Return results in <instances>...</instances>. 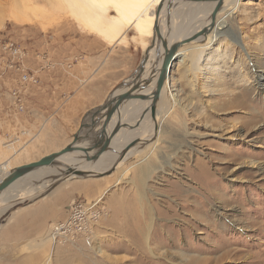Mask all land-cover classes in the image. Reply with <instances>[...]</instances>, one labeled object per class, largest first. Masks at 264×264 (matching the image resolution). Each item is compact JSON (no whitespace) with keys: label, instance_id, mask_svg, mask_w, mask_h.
Instances as JSON below:
<instances>
[{"label":"rangeland","instance_id":"1","mask_svg":"<svg viewBox=\"0 0 264 264\" xmlns=\"http://www.w3.org/2000/svg\"><path fill=\"white\" fill-rule=\"evenodd\" d=\"M187 5L194 8L195 4ZM188 7L174 18L177 30L180 26L186 30L179 40L196 25L194 17L190 20L183 14ZM238 7L217 13L216 27L206 40L200 42L198 37L180 48L170 68L167 107L159 118L155 139L145 151L127 158L116 170L113 165L92 171L106 170L104 174L65 178L57 170L56 176L42 179L48 183L40 191L8 202L0 223L16 209L47 201L54 204L57 221L48 222L47 235L39 236L29 251L37 257L51 225L68 218L71 210H81L78 205L95 204V210H103V218L92 222L87 236L82 235L80 226L72 237L62 235L54 244L49 239L51 253L47 249L35 264H264V0H242ZM164 28L167 32L166 25ZM82 33L106 39L90 27L79 26L62 0H0V165L8 162L11 166L4 169L12 171L58 152L88 121L76 114L71 120L46 121L40 129L7 122L8 117L24 112L29 101L26 87L40 85V81L37 85L21 84L18 76H37L42 61L48 64L49 54L58 63L64 62L60 61L62 54L79 51L67 49L64 43L79 44ZM215 33L219 38L202 49V57L208 61L198 62L206 69L197 71L187 52L191 47L202 48ZM236 37L243 52L232 43ZM215 46L224 49L218 56L211 55ZM154 51L149 52L153 70L147 77L157 67ZM246 57L255 64L248 63ZM138 66L114 93L125 92L135 82ZM255 76L262 79L255 82ZM17 99L22 100L23 111L15 107ZM142 104L136 105L139 110L134 113L129 110L125 114L121 109L120 123L129 119L130 125L136 123L139 128L150 112V105L143 108ZM115 116L109 127L116 123ZM101 124L98 122L92 135L99 132ZM148 127L140 131L150 137ZM124 128L128 133L132 130ZM21 130L28 131L31 138L20 141ZM148 137L130 142H144ZM119 149L112 152L116 158ZM23 179L27 186L42 182Z\"/></svg>","mask_w":264,"mask_h":264},{"label":"bare ground","instance_id":"2","mask_svg":"<svg viewBox=\"0 0 264 264\" xmlns=\"http://www.w3.org/2000/svg\"><path fill=\"white\" fill-rule=\"evenodd\" d=\"M62 1L66 4L70 14L75 18V20L78 22L79 26H84L86 28L90 27L91 29H94V31L102 34L106 39H110V40L116 39V37H119L121 35V33L126 32L128 29H133L136 33V36L141 38V39L145 36L147 37V35H149L150 33L154 34V32L152 31V28L154 26V23L156 22L155 21L156 20L155 11L158 7H160L161 12H160L159 18L157 20V22L159 24V28H160L159 31H160L163 39H165V37L167 36L166 39L168 41V44H173L174 42L179 41V37L182 36L183 31H186V30H184V28H182V26H180V29L177 30L178 29L177 27H179V24L177 26H175V24H174V20L176 19L175 17H177V15H179V13L181 12L183 7H188L187 4H195L194 8L189 6L186 9V12H183L184 15H186L187 17L189 16L190 20L194 17L193 20L196 21V25L193 27V29L191 31L189 30L190 32L188 34H185L186 37H189L191 35L196 34L201 29L202 25H204L203 27H205V23L210 20V17H209L210 12L214 8V6L218 3L219 0H211V1L204 3L201 6L199 5L201 3H190V2L176 1V0H62ZM241 1L242 0H223L222 5L220 7V11H225V10L234 11V10L239 8L238 5L240 4ZM178 3H181V6H177L176 4H178ZM175 22L177 23V21H175ZM165 25H166L167 30H168L167 32H165V28H164ZM219 36H220L219 33H217V34L215 33L213 36L210 37V39L208 40V43L204 44L202 48H199L198 46L191 47L190 51L187 52V56L191 61V65L194 68H196L197 71L201 72L202 70L206 69V68H201L198 66L199 61H201V60L208 61V57L205 59L202 57V54H203L202 49L208 48L209 45H211V43L214 40H217L219 38ZM203 38L204 37L201 36L200 42H202L204 40ZM173 39H176V40L173 41ZM194 41H191L189 44H192ZM142 42L145 43V40ZM232 43L235 46L239 47L241 49V51L243 52L244 48L238 42L237 37L232 39ZM157 46L158 47H154V48L152 46H150V48L148 47L147 48L148 50H146L147 60L143 65L144 72L142 73L141 77L138 80L136 79L134 82V84L139 82L138 89L135 91L134 94H141V95L149 96L150 94L153 95L155 93L156 82H157V78H158V70L160 69L161 60H162V56H163V50L159 47L158 43H157ZM155 48H156V51H154V55L152 58L155 59V55H156L157 67L153 71L154 73L153 72L151 73L152 76L147 77V76H149L148 72L150 73V70L151 71L153 70V69H151L153 66L151 67V63H150L151 61L149 60V59H151V56H149L150 55L149 52H150V50H152V49L154 50ZM160 50H162V52H160ZM180 50L181 49H178V54H180L179 53ZM223 51H224V49H222L221 47L215 46L212 48V52H211L212 54L211 55L212 56H218ZM212 59H215V58L212 57ZM247 60H248V63H251L253 65L255 64L254 60H250V58H247ZM206 65H208V64H205L203 66H206ZM254 68H255V66H254ZM169 73H170V71H169ZM245 77H247V76H245ZM148 78H151L150 84L146 85L145 81ZM256 79L258 81V80L262 79V77L261 76L260 77L255 76L253 81L257 82ZM168 80H169V74H168L167 80L165 81V83L163 85V88L160 91L159 99L155 105L154 114L151 115V99L148 101L134 100V101L130 102L129 104H127L123 107H120V109L116 113V116L114 115L116 117V123L113 124L112 127L107 126L106 127L107 130H105L106 134L109 135L110 132L112 131V129L116 125L119 126V129L116 132L115 136L111 139L110 146H109V147H111V150H108V151L102 153L95 161H92L90 163H86L84 160L80 159L83 156V154L78 153V152H72V153L64 154V155L58 157L56 159V162H59V163L66 165V166H69L70 168H77V171L79 172L80 175H84V174L95 175V174H101L102 172H105L106 170H108L113 165H114V168L116 170L117 167L121 164V162L125 161L127 158L133 157L137 153H139V155H140V152L142 153L143 151H145L148 148V146L152 145V142H150V141L152 138L155 139V134L157 132V128H158V126L160 127V124H158V121L164 112L163 109H166L167 104H168V100H169L168 93H170V92H168L165 95V92H167V89H168V87H167ZM127 90H129V88L126 89V91ZM119 93H116V94L114 93V95H117ZM135 102H142L143 108L147 105H150V106H148L149 108L147 109V111L150 110V112L148 114H146L148 117L146 119L143 118V120L141 119L142 121L140 120L142 122V124L139 126V128H137L136 123L134 124V126L132 124L130 125L129 122H127L126 124L120 123V110L124 109L125 114L129 110L131 111V113L136 112L138 107L136 105L133 106V104ZM135 104H137V103H135ZM128 107H130V108H128ZM142 111H143V109H142ZM125 114H124V116H125ZM113 119H114V117L112 118V120ZM145 120H146V122H145ZM126 121H129V119H126ZM147 126H149L148 129L151 131L150 137H148L149 135L144 133L142 130L140 131L141 128H144ZM124 127L130 128L132 130L128 133V131L123 130ZM149 130H148V132H149ZM143 136H144V138L148 137V139L144 142H143V140L142 141L138 140L139 142L137 141L136 144L131 149H129L127 151L125 157L120 162H118L117 161L119 159L118 157L124 152L125 148L128 146L127 144L130 142V140L134 139L135 137H138V139H140V138L143 139ZM89 143H90V141H88V142L83 141V142H80L78 144V146L89 148L87 155L92 156L96 151L94 149H92V144H89ZM143 143H144V145H145V143H148V144L139 150L138 149L139 145L143 144ZM118 148H121V150L119 149L120 152L118 153V156L116 158V155L112 152H115V150ZM148 155H149V153L147 154V156ZM88 164H89V166H88L89 168L85 169L84 167H86V165H88ZM4 167L11 169V166H9L8 162H5L4 164L2 163V165H0V181L10 172L9 171L10 169H4ZM102 167H108V168L106 170H103L102 172H92V171L98 170L99 168H102ZM144 168H145V166L141 167V169H140L141 176L139 179L141 181L144 178V172H143ZM57 170L61 171L59 173L60 176L65 175V169L61 168V167L59 169L56 167H54V168L39 167V168L35 169L34 171L26 174L25 176H23L20 179L28 177V179H30L32 182H35V181L38 182V181H42V179H44L45 177H47L50 174L51 175L58 174ZM72 177L73 176H71V178ZM50 178H52V177H50ZM18 180H16L14 183H12L7 189L0 192V214H2L5 211L8 202H10L11 200L14 201V200L22 199L25 195L35 193L39 189L44 188L46 186V184L48 183V181H47L48 179H47L45 181L46 183L44 181H42L39 186H32V184H31V186H29V185L27 186V184L24 183V182H26L24 179H23V183H19ZM147 230L148 231L150 230V226H147ZM148 231L144 235L145 243L147 242Z\"/></svg>","mask_w":264,"mask_h":264},{"label":"crops","instance_id":"3","mask_svg":"<svg viewBox=\"0 0 264 264\" xmlns=\"http://www.w3.org/2000/svg\"><path fill=\"white\" fill-rule=\"evenodd\" d=\"M138 38L133 29H128L125 35L112 42L95 33H82L79 44L64 43L67 49L79 51L62 54L63 60L60 61L64 62L59 63L49 54L48 64H43L42 61L37 68L40 85L26 87V98L29 101L26 102L24 112L16 117H8L7 122H18L24 128L40 129V125L46 121L57 118L71 120L76 114L82 118L99 108L114 94L113 90L118 84L128 81V76H132L136 66L140 65L147 55V48H150L153 42L157 43L151 33L142 39ZM144 40L145 43L142 42ZM24 74L26 73L21 76ZM18 77L20 82V76ZM135 103L133 106L137 105ZM9 111L13 112L12 109ZM54 207L52 201H47L38 206L16 209L0 223V264H11L10 260L15 264H35L47 249L51 253L52 245L48 242L49 239L46 241L49 247L44 243L45 247L40 248L38 257L29 254V251L32 243L37 242L39 236L46 234L48 222L58 217ZM20 242H26L22 251L25 250L29 258L22 254L23 258L22 255L19 256L18 262L14 257L19 250L2 253L10 244Z\"/></svg>","mask_w":264,"mask_h":264},{"label":"water","instance_id":"4","mask_svg":"<svg viewBox=\"0 0 264 264\" xmlns=\"http://www.w3.org/2000/svg\"><path fill=\"white\" fill-rule=\"evenodd\" d=\"M176 1H185L190 3H206L211 0H176ZM223 0H219L218 3L214 6L212 11L210 12V22L207 26L201 28L196 34L191 35L189 37H185L182 40H179L177 42H174L173 44H168L167 36L165 39L162 38L160 34V28L158 27V18L161 12V8L158 7L155 11V18L156 22L153 26V32L154 37L157 40V43L159 44V47L163 50V56L161 60L160 69L158 70V78L156 82V90L153 95H141V94H134L135 91L138 89L139 84H132L129 86V90L125 92H121L117 95L112 94L110 98L107 100L105 104L100 106L99 108L89 112L87 115H85V118H89L87 122H83L80 125L79 132L75 134L72 138V141L67 144L65 147H63L58 152H54L51 154H48L39 160L35 162H31L25 165H21L19 167H16L12 171H10L1 181H0V192L7 189L12 183H14L16 180L22 178L26 174L34 171L35 169L39 167H61L66 170L65 178H71V176H80L79 172L77 171V168H70L69 166L63 165L59 162H56V159L64 154L72 153V152H78L83 154V156L80 158L84 160L86 163H90L92 161H95L102 153L110 150V142L111 139L115 136L116 132L119 129V126L116 125L109 135L106 134V127L111 122L112 118L120 107H123L130 102L134 100H140V101H148L151 99V115L154 114L155 105L159 99L160 91L163 88V85L165 81L167 80L170 68L176 58L178 57V49H180L185 44H189L191 41L196 40L198 37L203 36L204 40L207 39L208 34H211L214 28L216 27V15L220 11V7L222 5ZM157 43L152 44V47H158ZM156 45V46H155ZM156 49V48H155ZM147 57L145 56L141 64L138 68V71L136 72L135 76H137V80L141 77L143 71V65L146 62ZM150 82V81H149ZM147 82L146 85H149L150 83ZM149 83V84H148ZM101 114L100 116H98ZM102 121V124L99 126V132H95V134L92 135V132L95 130V128L98 125V122ZM83 141H90L92 144V149H94L96 152L92 156H88L87 153L89 151V148L86 147H80L78 144ZM136 142H130L128 146L125 148L124 152L118 157L117 160L120 162L126 155L127 151L131 149ZM146 145L148 143H145ZM112 167V166H111ZM104 174V172H103ZM26 244V242H20V243H13L7 246L2 250V253L7 252H13L14 250H19L18 253L15 255L14 258H18L22 254H25V250L22 251L23 246Z\"/></svg>","mask_w":264,"mask_h":264},{"label":"built area","instance_id":"5","mask_svg":"<svg viewBox=\"0 0 264 264\" xmlns=\"http://www.w3.org/2000/svg\"><path fill=\"white\" fill-rule=\"evenodd\" d=\"M20 83L21 84H35L37 85L39 83V80L37 76H28L27 74H24L23 76H20ZM17 92L15 95H18ZM15 107L23 111L24 110V104L22 100L17 99L15 102ZM18 137L20 141L22 140H29L31 138V134L26 130H21L18 132ZM77 207H81V210L74 209L71 210L68 218L65 220L53 223L49 229V237L48 239H51L52 244L55 243L56 239L62 235H65L63 238L72 237V234L75 232V228L82 226V230H84V233L82 235L87 236L90 233V226L92 222H95L98 219H102L103 216H101V213L103 210H95V204L94 205H87L82 204L78 205ZM73 209V208H71ZM81 229V228H80ZM81 235V236H82ZM72 239H68V241H72Z\"/></svg>","mask_w":264,"mask_h":264}]
</instances>
